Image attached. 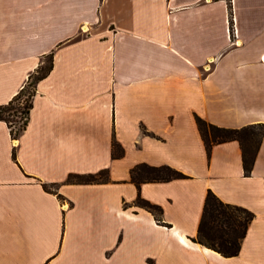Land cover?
Returning a JSON list of instances; mask_svg holds the SVG:
<instances>
[{
	"label": "crops",
	"instance_id": "0c3cea01",
	"mask_svg": "<svg viewBox=\"0 0 264 264\" xmlns=\"http://www.w3.org/2000/svg\"><path fill=\"white\" fill-rule=\"evenodd\" d=\"M231 1L233 33L228 0H0V105L54 52L26 131L0 122V264H264V139L246 176L197 123L264 124V0ZM141 164L190 177L142 184L162 223L135 206ZM210 190L255 214L236 257L193 240Z\"/></svg>",
	"mask_w": 264,
	"mask_h": 264
},
{
	"label": "trees",
	"instance_id": "16d2710c",
	"mask_svg": "<svg viewBox=\"0 0 264 264\" xmlns=\"http://www.w3.org/2000/svg\"><path fill=\"white\" fill-rule=\"evenodd\" d=\"M231 31L234 32V13L232 1L229 0ZM54 69V52L45 55L39 67L32 73L26 85L7 104L0 105V122H5L10 128L14 139H19L29 126L34 100L37 95L39 83L47 78ZM19 123V129H15ZM197 123L206 143L209 156L214 146L238 141L243 150V161L246 176L252 174L256 159L264 139V124L258 123L242 128H229L214 125L197 116ZM148 135H153L144 129ZM125 150L122 145L114 140L113 156L122 158ZM16 159V152H14ZM132 182L139 190L135 206L144 208L155 215L158 222L162 223L163 208L145 199L141 194L142 184L147 182H169L177 179L190 178L179 169L169 165L150 166L141 164L132 169ZM110 180L108 170L96 174H71L68 183L96 184ZM59 184H44L48 192L57 193ZM61 198V195H59ZM255 219V214L249 209L224 202L213 191H209L204 207L203 217L199 226L198 236L194 242L200 243L227 258L236 257L242 250L249 227Z\"/></svg>",
	"mask_w": 264,
	"mask_h": 264
},
{
	"label": "rangeland",
	"instance_id": "374dc122",
	"mask_svg": "<svg viewBox=\"0 0 264 264\" xmlns=\"http://www.w3.org/2000/svg\"><path fill=\"white\" fill-rule=\"evenodd\" d=\"M228 1H229V0H228ZM235 32H237V31H236V27H235ZM19 127H20V126H19V123H16V125H15V129L18 130Z\"/></svg>",
	"mask_w": 264,
	"mask_h": 264
},
{
	"label": "built area",
	"instance_id": "2783aa9c",
	"mask_svg": "<svg viewBox=\"0 0 264 264\" xmlns=\"http://www.w3.org/2000/svg\"><path fill=\"white\" fill-rule=\"evenodd\" d=\"M64 208H69V205H68V203H64Z\"/></svg>",
	"mask_w": 264,
	"mask_h": 264
}]
</instances>
